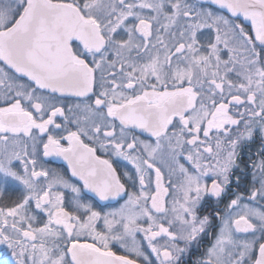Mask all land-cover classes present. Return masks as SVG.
Returning a JSON list of instances; mask_svg holds the SVG:
<instances>
[{
  "label": "snow or ice",
  "instance_id": "obj_1",
  "mask_svg": "<svg viewBox=\"0 0 264 264\" xmlns=\"http://www.w3.org/2000/svg\"><path fill=\"white\" fill-rule=\"evenodd\" d=\"M204 29L214 41L198 38ZM0 65L7 104L0 107V182L23 188L18 202L0 208V245L14 264H136L111 251L113 241L143 257L142 264H180L187 248L209 233L211 243L196 264H264V159L248 165L251 188L232 193L215 214L219 224L198 215L205 197L219 201L228 194L240 148L256 135L264 141V0H0ZM97 70L94 107L77 104L86 115L69 121L47 93L87 98L95 94ZM69 122L76 131H53ZM82 136L127 161L139 191L128 172L126 187ZM41 143L43 156L62 157L82 187L38 169ZM65 190L72 193L70 209ZM120 200L119 208L102 211ZM160 237L167 238L163 244Z\"/></svg>",
  "mask_w": 264,
  "mask_h": 264
},
{
  "label": "flooded vegetation",
  "instance_id": "obj_2",
  "mask_svg": "<svg viewBox=\"0 0 264 264\" xmlns=\"http://www.w3.org/2000/svg\"><path fill=\"white\" fill-rule=\"evenodd\" d=\"M188 3H196V0H187ZM214 8V6H212ZM216 11H219L218 9H215ZM146 11V10H145ZM247 27L250 29V24L247 25ZM204 34L202 35L201 33H197L198 38L202 41L205 42L206 38L210 37L213 41L215 39V34L211 33L208 29H204L203 30ZM161 35L165 38L166 42H169L170 46L172 41V37L169 36L166 33H163V31L161 32ZM177 39L178 37V33H177ZM153 41L155 40V35L152 37ZM157 47H162L161 45H157ZM222 47V46H221ZM133 58L135 59V52L132 53ZM114 58V57H113ZM226 58V57H225ZM175 61V58H173ZM90 65L92 63V58L88 57V61H87ZM2 66V65H0ZM104 76L106 79H111L112 77L108 75V71H107V65L104 66ZM116 71L118 73L117 79H120V75H119V64H117L116 66ZM95 75V80L96 83L94 84V93L89 94V97L87 98H80V97H73V96H60L59 94H51V93H47V95L50 97V102L54 101V99L57 100V102H61L64 106V111L65 114L69 117V121L73 120V119H77V118H82L84 115H86L85 112L82 111V109H78L76 107V102H80V104H82V102H92L93 103V107H94V100H95V95L97 93V91H100V78H101V70H97V72L94 74ZM26 81V78H23ZM107 87H110V85H107ZM171 87V86H170ZM125 94L131 95L133 94V90H129V89H123ZM136 92H139L140 89L137 86V88L135 89ZM1 107L3 106H7L6 102H2L0 103ZM69 109H71V111H69ZM243 109H241L242 111ZM34 111V110H33ZM233 115H236L235 109H233ZM56 122L61 123L62 125L64 124V119L63 117H56ZM81 123H84L83 119H81ZM178 124V121H177ZM116 135L117 137H119V132H120V128H119V122H116ZM65 129H54V131L61 133L62 131H64ZM77 130V125L75 123H71L69 122L66 126V134L68 131H76ZM170 130L171 131H178L179 128H173L172 126H170ZM170 131V134H171ZM139 139L147 141L149 143H155L154 139L150 136H148L146 133H139ZM185 135H187V133H185ZM101 137H102V133H101ZM201 137H202V133H201ZM203 138V137H202ZM86 144H88L90 147H95L96 148V154L100 159H106L108 160L112 165L113 168L116 170L117 175L120 176L121 178V182L125 183L126 187L128 185H130L132 183V180L129 179L128 177H126L124 174L125 172L129 173V176H131L134 180H135V184H136V189H139V178L136 175L135 169L125 160H123L121 157H118L116 155H114L113 151L109 150V151H102L99 147V144L96 143L93 140H88L86 138H81ZM61 143L67 147V141H61ZM213 145H214V141H213ZM43 151V150H42ZM142 151V150H141ZM139 154V153H137ZM261 159H264V141L261 140L259 135L254 136L253 140L251 142L246 143L244 146H242L239 150V157H238V163H239V167L235 168L233 170L231 179H232V184L229 185V192L227 195L223 196L219 201L215 200L212 197H205L204 201L202 202L201 207L198 209V215L199 216H210L212 219L213 224H219V221L216 218V212H222L224 210L225 205L227 204V202L229 201L231 195L233 192H248L251 188L252 185V171L253 169L251 167H249L248 165H250L253 161L259 162ZM42 161L44 162L45 167H48V171L51 173H58L63 175L66 179H68L71 183L77 184L78 186L82 187V183L75 177L71 176V172L68 169L67 163L66 165L63 163L62 158L58 157V156H49V157H44L42 154ZM181 161L183 163H186V161H183V159L181 158ZM157 163H159V161H157ZM162 168L163 173H168L167 168L164 167V165H160ZM150 171V177H146V179H150L151 180V184H150V188L152 191H155V182H153V176L155 175L154 172ZM239 176L240 177V183H239V187L237 188L236 186V177ZM210 182V181H209ZM168 187L171 190V185L168 182ZM246 202H247V198H245ZM123 202V200H120L119 202L116 201H110L107 202L108 206L107 207H102V211L108 210L109 208L112 209H117L119 208L120 204ZM70 209V208H69ZM97 210H101L100 207L97 208ZM242 236L245 234H241ZM250 236V234H248ZM211 236L212 233H209L208 235H204L202 234L199 238H198V242H193L185 251V253L181 256V261L180 264H196V261L198 259H200L206 248L210 245L211 243ZM158 242L160 244H163L166 241V237H160L157 238ZM139 243L142 246V251H144V253L146 255H148L150 257V259L155 262V256L152 255L151 250L148 248L147 246V242L144 241L143 235L139 237ZM113 245V243H111L110 247ZM179 246L180 247H184V242L180 241L179 242ZM111 251H113L116 255L120 254V250H118L117 246H113L111 249ZM135 259H137L138 263L142 264L143 261V257H134Z\"/></svg>",
  "mask_w": 264,
  "mask_h": 264
},
{
  "label": "rangeland",
  "instance_id": "obj_3",
  "mask_svg": "<svg viewBox=\"0 0 264 264\" xmlns=\"http://www.w3.org/2000/svg\"><path fill=\"white\" fill-rule=\"evenodd\" d=\"M98 93H99V91H97L96 94H98ZM126 95H128V94H126ZM1 101L2 102H5L2 99V97H0V102ZM51 103L54 104L55 106H59V107H62L64 109L63 104L61 102H57L56 99H54V101H51ZM77 104H80V102H76V105ZM0 107H1V104H0ZM53 131H54V129H53ZM54 132L57 133V134L67 135L66 134V130L62 131L61 133H58L56 131H54ZM81 138L88 139L87 137H84V136H82ZM41 139L44 142H46L47 136L45 135V136L41 137ZM62 141H65V140H62ZM42 150H43L42 143L41 144H38L37 145V153H38V165H37V167H38V169L40 167H43L44 169L48 170V167H45L44 162L42 161V154H43V151ZM29 151H31V144H29ZM49 173L50 174H54V173H51V172H49ZM163 175H164V184H165V186L168 187L169 173H163ZM171 180H172L173 183L178 182L177 181V177H175V176H173L171 178ZM153 182H155V175L153 176ZM136 190L139 191V189H136ZM21 191H23V188H22L21 185L18 184V182H15V181H8L7 183L0 182V208L11 207L10 205H13V203H14L13 201H15V200L16 201H19L18 198H13L14 200H11L10 203H8V202L5 203L4 202V198H6V196L4 194H6L7 196H8V194H10V195L13 194V195H17V196L20 197L21 196L20 195ZM65 191H66L65 205H66L67 208H71L70 198L72 196V193L70 191H67V190H65ZM32 209L34 210V203L32 205ZM112 210H115V209L109 208L108 210H105L103 212L112 211ZM39 215H40V218H41V222H43V221L46 220V217H44L43 214H39ZM102 227H103V224H102V222H100V224L98 225V228H102ZM142 235L143 234H141V233H138L137 234L136 239H137L138 242H139V240H138L139 237L142 236ZM112 243H113V245L110 247V249L115 245V246L118 247V250L122 251L118 255L128 256L129 259L135 260L136 261V264H140V263H138L137 259L134 258V257H137L134 253L126 251L124 247H121V245H120L119 242L113 241ZM131 244H132V242H131V239L129 238L127 240V246L128 247H131ZM4 261H7L8 264H14V261H12V257H11L10 251L7 249V247L5 245H0V262H4Z\"/></svg>",
  "mask_w": 264,
  "mask_h": 264
}]
</instances>
